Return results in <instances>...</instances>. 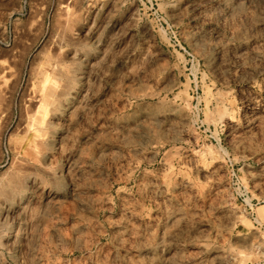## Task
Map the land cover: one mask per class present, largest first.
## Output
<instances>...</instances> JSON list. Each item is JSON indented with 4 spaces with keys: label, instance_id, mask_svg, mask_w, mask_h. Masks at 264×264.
<instances>
[{
    "label": "rangeland",
    "instance_id": "1",
    "mask_svg": "<svg viewBox=\"0 0 264 264\" xmlns=\"http://www.w3.org/2000/svg\"><path fill=\"white\" fill-rule=\"evenodd\" d=\"M0 101V264H264V0H0Z\"/></svg>",
    "mask_w": 264,
    "mask_h": 264
},
{
    "label": "bare ground",
    "instance_id": "2",
    "mask_svg": "<svg viewBox=\"0 0 264 264\" xmlns=\"http://www.w3.org/2000/svg\"><path fill=\"white\" fill-rule=\"evenodd\" d=\"M74 21H76L78 24H80L79 22H80V20H79V18L78 19H74ZM73 21V22H74ZM74 25H76L75 23H74ZM66 30V29H65ZM71 30V29H70ZM67 31H68V29H67ZM67 31H65V33L67 32ZM56 70H58L57 68H56ZM59 101V100H58ZM61 101V100H60ZM0 104H1V101H0ZM56 105H58L57 104V102H56ZM55 103H53V105H52V103H51V106H52V108L55 110V109H57V108H55ZM56 107H58L59 108V106H56ZM1 109V108H0ZM2 112V111H1ZM0 112V113H1ZM1 115V114H0ZM41 123H46L47 124V122H46V119H42V121H41ZM51 124V123H50ZM6 186H5V184H2L1 185V187H0V195H2L3 194V192H4V188H5ZM1 239V238H0Z\"/></svg>",
    "mask_w": 264,
    "mask_h": 264
}]
</instances>
